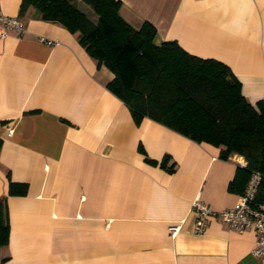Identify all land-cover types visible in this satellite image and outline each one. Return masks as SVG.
<instances>
[{"label":"crops","instance_id":"crops-1","mask_svg":"<svg viewBox=\"0 0 264 264\" xmlns=\"http://www.w3.org/2000/svg\"><path fill=\"white\" fill-rule=\"evenodd\" d=\"M119 1L134 28L146 21L156 43L223 63L248 103L264 102V0ZM20 3L0 0V13L24 25L0 37V199L9 225L0 264H262L252 231L216 216L202 234L192 230L196 198L213 211L238 202L228 186L243 158L223 160L220 148L146 117L137 124L107 88L113 73L78 35L32 8L19 16ZM9 180L25 183L26 194L9 195Z\"/></svg>","mask_w":264,"mask_h":264},{"label":"trees","instance_id":"trees-1","mask_svg":"<svg viewBox=\"0 0 264 264\" xmlns=\"http://www.w3.org/2000/svg\"><path fill=\"white\" fill-rule=\"evenodd\" d=\"M78 1L96 20L73 0H21L19 16L32 8L40 20L76 33L97 66L113 73L107 88L129 108L137 124L146 117L197 143L220 148L223 160L234 154L242 157L246 166L237 167L228 189L240 196L251 172L257 171L262 179L254 204L264 205V102L248 103L223 63L191 55L175 41L156 43L155 28L146 21L134 28L121 17L119 0ZM26 191L25 183L9 180V195ZM8 234L6 204L0 199V247L7 245Z\"/></svg>","mask_w":264,"mask_h":264},{"label":"built area","instance_id":"built-area-1","mask_svg":"<svg viewBox=\"0 0 264 264\" xmlns=\"http://www.w3.org/2000/svg\"><path fill=\"white\" fill-rule=\"evenodd\" d=\"M7 30H14L17 33L24 31V25L18 17H7L0 13V37H3ZM48 44H52L48 42ZM238 166L245 167L246 162L241 160ZM262 176L257 171H252L246 184L244 192L239 196L238 202L230 208L213 211L196 198L192 203L195 214L193 233L202 234L210 217H218L229 229L243 232L252 231L256 234L255 246L252 255L260 263L264 264V205L256 206L254 197ZM181 229L180 225L173 224L168 226L172 235H176Z\"/></svg>","mask_w":264,"mask_h":264},{"label":"rangeland","instance_id":"rangeland-1","mask_svg":"<svg viewBox=\"0 0 264 264\" xmlns=\"http://www.w3.org/2000/svg\"><path fill=\"white\" fill-rule=\"evenodd\" d=\"M73 4L77 6L83 13H85L90 19L96 20V15L88 6L84 5L78 0H73Z\"/></svg>","mask_w":264,"mask_h":264}]
</instances>
